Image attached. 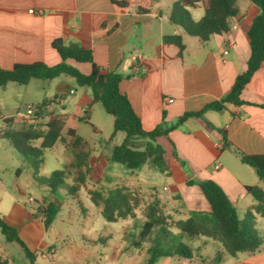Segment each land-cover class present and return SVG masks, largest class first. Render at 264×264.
Returning <instances> with one entry per match:
<instances>
[{"label": "crops", "instance_id": "0c3cea01", "mask_svg": "<svg viewBox=\"0 0 264 264\" xmlns=\"http://www.w3.org/2000/svg\"><path fill=\"white\" fill-rule=\"evenodd\" d=\"M115 1L118 0H0V66L11 68L15 63L33 61L55 64L60 61V56L51 47V41L56 37H61L65 42L76 41L92 51L97 65L122 74L119 88L128 97L145 129L156 126L162 114L168 123H172L183 113L199 110L205 104L220 99L230 90L236 75L246 68L249 56L247 30L258 12L250 0H236L239 12L230 19V26L236 25L234 29L211 34L206 41L185 33L182 27L170 20L171 7L177 0H122L126 2L123 6ZM29 9L34 11L30 12ZM198 9L199 4L189 8L193 20H198L203 14V10ZM193 14L197 19L192 17ZM176 33L182 35L184 42L181 54L174 44L163 40L164 35ZM224 49L226 53H223ZM68 61L84 73L90 71L88 62ZM135 66L137 69H134ZM65 85L58 82L49 91L48 97L38 102L45 103L38 120L47 121L52 114L62 120L61 136L66 133L72 138L62 136V140L73 145L77 160L72 159L69 165L78 166L76 171L90 173L92 178H96L95 182L102 184L98 187L123 185L131 190L136 184L133 171L125 175L107 171V158L94 156L87 139L78 133L80 121L89 117L90 93L84 90L68 98V90L62 87ZM71 93L76 94V90ZM169 98L172 101H168ZM240 98L246 102L239 105L226 103V109L221 111L206 109L202 116H190L167 134L156 138L164 148V160L169 167L166 172L171 181L162 186L167 191L166 200L159 191H142L148 194L146 204L156 201L159 205L157 213L164 215L168 222L163 243L181 236L171 221L187 217L190 210H210L200 187L186 184V170L192 174L191 177L214 180L235 205L237 214L239 209L244 214L251 212L257 230L264 227V212L256 209L257 202L245 187L260 186L254 181L258 176L251 168L253 170L246 172L250 177L251 173L255 175L253 183L245 179V169L241 165L251 166L243 163L237 153L264 154V62L254 71ZM56 101L62 107L59 111L53 109ZM12 116L0 112L3 123H0V153L5 151V155L9 153L19 159L26 168L25 173H29L28 169L34 166L2 135L3 130L12 128ZM4 118L10 119L5 121ZM31 120V117L23 114L20 121L22 126H26ZM94 131L99 130L94 126ZM7 169L12 176L9 184L3 186V193L9 196L10 205L5 211L0 207V216L16 227L20 236L23 222L28 221L29 217V213L19 208L16 201L21 198L19 196L25 198V191H21L20 185L23 172L15 162ZM89 189L93 188L88 187L87 191ZM2 198L0 194V200ZM164 203L168 205L166 212L162 208ZM146 211L143 208L139 210L135 204V216L120 219L119 242L113 245V264L146 263L150 239L134 245L141 224L146 219ZM40 223L44 227L42 216ZM156 230L151 236L156 234ZM79 232L78 241L69 238L65 244L70 261H65V257L59 261L60 264H103L97 256V244H110L107 240L111 237H105L107 240L104 242L97 240L95 235ZM27 233L33 236L37 230L28 224ZM44 233L37 234V244H45L41 255L49 257L56 251L53 242L57 238L45 240ZM206 244L207 240L197 246L190 244L194 256L203 261L209 255L205 254ZM238 254L244 255L239 264H264L263 243L255 251L238 252L235 256L238 257ZM173 257L177 256H162L154 264H170Z\"/></svg>", "mask_w": 264, "mask_h": 264}, {"label": "trees", "instance_id": "16d2710c", "mask_svg": "<svg viewBox=\"0 0 264 264\" xmlns=\"http://www.w3.org/2000/svg\"><path fill=\"white\" fill-rule=\"evenodd\" d=\"M258 12L253 17L247 30L249 56L246 68L239 72L230 90L220 99L205 104L196 111H187L174 122L168 123L162 114L160 122L151 129L142 126L140 117L133 110L131 103L124 92L119 88L122 74L97 65L92 57V51L84 48L76 41L65 42L61 37L51 41V47L60 56V61L55 64H46L43 61L29 63H15L11 68L0 66V87L8 82L20 84L28 83L32 78L53 79L66 74L71 76L79 86H87L94 102H101L104 110L113 117V129L110 138L118 131L124 132V137L119 144L113 145L108 161L123 163L130 169H136L140 164L149 160L159 168H166L164 148L156 140L160 135L167 134L172 128L178 126L190 116H202L206 109L221 111L226 109V103L239 105L246 101L240 98V93L254 71L264 62V0H250ZM119 5H126L125 1H115ZM202 3L203 14L198 20H193L189 8ZM239 12L236 0H177L173 3L170 20L183 28L189 35L197 36L201 41H206L211 34H221L230 29V19ZM166 43L174 44L181 54L184 42L180 33L166 34L163 36ZM90 63V71L82 72L68 60ZM44 102L37 103L32 122L19 128H8L2 131L12 146L25 157L33 166L42 161V151L51 147L58 139H62V120L57 116L45 121L42 126L35 123L41 117ZM10 118H4L8 121ZM223 138L225 136L223 134ZM136 140H139L137 142ZM225 141V140H224ZM37 142V144H36ZM240 160L251 166L257 176L264 181V154H244L237 152ZM175 154V152H174ZM182 165L184 164L181 161ZM63 171L55 170L51 177L44 178L50 191L63 183ZM187 185L197 184L210 205L209 211L190 210L185 218L174 221V226L180 231L181 236L175 240L163 243V235L167 232L168 222L165 216L157 213L156 201H152L146 212V219L142 222L138 233V240L134 245H139L146 238L150 239L147 247V260L145 264H154L162 256H179L192 258L194 250L190 243L182 241V235L192 239L205 235L223 243L229 255L235 256L238 252L255 251L262 243L257 228L252 223L253 214L248 212V218L240 219L236 207L227 197L222 187L212 179L187 178ZM246 190L256 200V209L264 212V188L258 185H246ZM74 186L70 190L75 191ZM91 201L100 208L102 217L108 222L135 216V199L133 192L126 186L115 185L112 187H97L88 191ZM42 215L45 228H48L58 210L56 199L37 207ZM156 234L151 236L153 231ZM0 231L6 241H16L24 249L26 256L33 262V252L20 238L16 227L6 222L0 216ZM219 261L220 257L215 256ZM0 264H10L7 258L0 256Z\"/></svg>", "mask_w": 264, "mask_h": 264}, {"label": "rangeland", "instance_id": "374dc122", "mask_svg": "<svg viewBox=\"0 0 264 264\" xmlns=\"http://www.w3.org/2000/svg\"><path fill=\"white\" fill-rule=\"evenodd\" d=\"M198 10H203L202 3L199 4ZM192 17L197 19V16L194 14ZM58 82L67 84L62 87L64 90H68V98H71L72 96L74 97L84 90L90 93L89 87L77 85L74 79L66 74H61L53 79L32 78L26 84L8 82L6 83L7 85L0 87V112L4 115H13V121L11 122L12 128L21 127V116L26 114L25 106L27 104L35 106L45 96L48 97L49 91L54 89ZM73 90H76V94L71 93ZM61 108V105L57 101L53 103V109L55 111H59ZM32 121L33 119L31 122ZM34 122L39 123L40 126H42L45 121L34 120ZM80 122L81 123L77 129L78 133L82 138L87 139V143L89 144L92 153H94V156L100 157L102 155L107 158L113 145L119 144L125 135L123 131H118L114 137L110 138L113 129V117L104 110L99 101L91 104L89 117H86L85 120H81ZM0 123L3 124L1 119ZM94 126L97 127L99 131H94ZM62 136L66 139L70 138L66 133H63ZM136 141L139 142V140ZM1 149H3V147H1ZM4 152L5 151H3V154L0 153V179L2 180L0 181V194L1 197H3L2 200H0V207L5 211L10 205L8 199L9 196L3 193V186L9 184L12 176V173L9 172L7 167L10 166L12 162H15L18 164L19 170L23 172L20 177V185L21 191H25V198L19 196L21 198H18L16 201L20 205L19 208H22L24 212L29 213L28 221H24L23 228L21 227L20 236L29 250L33 252L34 264H60L59 261L63 260L65 257V261L69 262L68 248L65 244L69 238H74L75 241H78L80 238L79 231H82L85 234L95 235L97 240L102 239L104 242L107 240H105V237H111L108 238L107 241H109L112 246L110 244L104 245L103 243L97 244L99 253L97 256L101 258L103 264H113L115 261L112 258L113 245H117L119 242L118 233L120 231L121 220L106 222L100 213V208L91 201L87 192L88 187L94 189L102 184L95 182L96 178H92L90 173L76 171L78 166L73 164L69 165L72 159L77 160L73 145L62 139H58L51 147L45 148L42 151V161L37 166L30 167L28 169L30 170L29 173H25L26 168L19 159L9 155V153L5 155ZM16 160H19V162ZM107 162V171L110 170L121 175H125L126 173L129 174L133 171L132 177H134V182H136V184L131 187V191L135 196L134 199L139 210L143 208V210L148 211L149 205L152 204L151 201L146 204L148 194L142 191V189H146L149 192L159 191L160 194L164 196V199L166 198L167 191L163 190L162 186L168 185L171 181L166 172L169 169L168 166H166L165 169L159 168L147 160L140 164L138 168L130 169L123 163L117 161ZM241 166L242 169H245L243 171L245 179H247L248 182L253 183L252 179L255 175H252L251 173L250 177L246 172V170H253L251 169L252 167L246 165ZM55 170L63 171V183L58 185L54 192H51L49 186L46 185L44 178L51 177V173ZM185 173L187 178H190L192 175L187 170ZM26 175H28V177ZM94 175L99 177V174L97 173ZM100 180L103 179L101 178ZM254 181H257V184L264 187V181L259 177ZM70 186H74L76 188L75 191L70 190ZM248 196L251 197L250 194H248ZM55 199L58 203L59 210L52 224L45 230L40 223L42 215L37 207L41 204H46L49 201H54ZM164 204L165 205L162 206V208H165L166 212L168 205L166 203ZM153 206L159 209V205H157V207L156 205ZM160 212L163 213V211ZM238 214L240 218H248V213L244 214L241 209L238 210ZM251 221L254 224L253 218ZM173 222L174 221H171V224ZM28 224L37 230V234L45 232V240H53L54 238H57V240L53 242L54 246H56L54 254L49 257L41 255V251H43L46 246L45 244L42 246L37 244L39 241L37 234L33 236L28 235ZM258 232L262 243L264 244V227L261 229L258 228ZM182 239V241L190 243L192 246L200 245L202 241L207 240V244L205 245L207 252H205V254L209 255L206 256L207 259L205 261L195 256L192 259L177 256L171 258L170 264H215L216 262L219 264H239L241 262V257L244 256L241 254H238V257L229 255L222 242L205 235H199L196 239L192 240H188L185 236ZM217 255L220 257L219 261L215 260V256ZM0 256L7 258L12 264H30V259L26 256L21 245L16 241H6L1 231ZM54 259L56 260L52 262L51 260Z\"/></svg>", "mask_w": 264, "mask_h": 264}, {"label": "built area", "instance_id": "2783aa9c", "mask_svg": "<svg viewBox=\"0 0 264 264\" xmlns=\"http://www.w3.org/2000/svg\"><path fill=\"white\" fill-rule=\"evenodd\" d=\"M29 11H30V12H33L34 10H33V9H29ZM235 27H236L235 24H232V25L230 26V28H232V29H234ZM229 30H230V29H229ZM229 43L233 44L232 41H230ZM226 52H227V50L224 49V50H223V53H226ZM134 69H137V66H135ZM168 101H172V98H169ZM25 108H26V115L29 116V117H32V116H33V113H34V110H35V106H32V105H30V104H27V105L25 106ZM216 167H217V165H216Z\"/></svg>", "mask_w": 264, "mask_h": 264}]
</instances>
